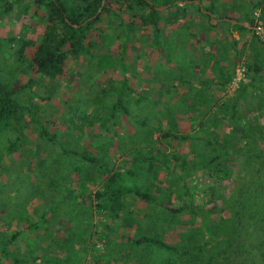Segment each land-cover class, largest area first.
<instances>
[{
    "label": "rangeland",
    "instance_id": "rangeland-1",
    "mask_svg": "<svg viewBox=\"0 0 264 264\" xmlns=\"http://www.w3.org/2000/svg\"><path fill=\"white\" fill-rule=\"evenodd\" d=\"M182 2L175 1L176 4ZM110 3L117 11L116 4ZM162 5L164 7H160ZM168 5H157L156 9L162 10ZM170 13H167L168 17L163 13L157 22L159 37L152 38L150 25L130 23L129 17L120 12L123 28L116 23L115 16L101 12L85 38L87 50L70 54L62 63V72L51 79L22 71L19 62L8 55L7 49L5 60L0 56L1 77L15 75L16 80L12 81L22 82L28 75L32 76L29 85L18 95L44 129L55 135L54 141H44L35 137L32 126H29L24 133L26 137L20 139V146L10 155L0 156V201L5 203H0V230L13 229L19 225L17 222L27 220L19 217L22 211H31V207H56L53 216V211L48 212L46 223H37L36 228L20 235L16 245L9 250L20 259L17 264H209V250L220 248H224L221 255L224 254L227 264H246L245 260L252 251L253 262L264 264L261 263V257H264V244L261 243L264 241V44L253 41L251 32H239L225 23H217L223 18L212 13L209 21L217 24L216 27L206 37L196 39V27L187 21L188 18L197 22L199 15L195 10L190 7L176 13L177 20H172ZM253 13L256 15L258 10L254 9ZM21 15L17 10L0 16V35L24 37L28 42L37 40L41 23L33 28H21L24 20ZM98 26L102 33H99ZM249 28L264 41L261 21ZM228 30L239 38L235 50L225 42ZM250 44L260 56L261 69L255 74L246 72L244 63ZM11 45L16 46L14 42ZM28 48L29 45L24 47L25 54ZM210 60L213 66L209 68ZM241 66L242 71L238 70ZM217 68L221 73L230 70L231 76L213 96L209 95V76ZM252 74V83L246 85L243 95L236 100L235 116L231 118L227 112H219L218 105L232 103L241 82H248ZM236 75L239 78L233 81ZM181 89L184 90L182 95L179 93ZM116 98L121 101V107L110 117L109 106ZM209 101L213 102L214 108L208 112ZM215 102L218 103L214 105ZM225 106L223 109L229 111ZM197 108L205 110V117H219L215 121V116H211L209 124L211 130L216 129V141L225 137V144L232 148L233 153L225 151L227 155L218 157L221 164L231 168L228 178L220 179L214 173L208 175L205 170L186 166L184 157L191 153V143L180 145L188 149L187 153H182L177 151L172 138L152 140L153 131L157 135L160 128H168L173 121L176 127L171 131L183 133L187 138L198 135L197 119H192V116H199ZM176 116L180 120L179 126ZM232 125L242 127L245 133L234 132ZM191 131H194L193 136ZM11 133L7 130L0 132V151ZM248 144L251 147L245 152L250 155L254 151L256 155L249 163L261 165V170L257 171L256 165L246 167L242 161L245 156L239 153L238 147ZM60 146L91 156L101 164L89 171L93 177L88 183L90 192L101 185L104 173L112 166L122 172L126 184L141 185L148 181L152 184V194H158L156 189L175 177L177 181L173 186L177 188L169 196L170 204L179 205L180 200L188 199L187 203L197 210L190 214L187 210L182 212L179 220L185 222L183 228L189 226L195 232L181 240L196 243L200 249L190 248L193 256L185 257L175 250H165L154 244L131 246L127 242L128 236L125 237L127 241L124 240V233L127 231L132 236L138 222L140 231L158 236L166 243L181 244L176 228H182L180 223L167 221L170 216L165 213L150 210L148 204L139 208L138 198L132 195L126 198V210L130 213L123 214L125 222L118 218L106 219L101 225L103 212L94 210L93 224L88 220L89 226L82 232L87 218L78 213L76 200L81 198L84 187H80L76 178L86 170L90 161L71 156L72 152L64 155ZM216 147L212 153L221 151ZM170 152L179 154L178 160L170 159ZM203 155H209V151ZM77 165L76 170L74 166ZM183 183L187 189L184 193ZM229 194L237 195L236 201L226 199ZM159 197L164 201L163 192ZM212 203L223 208L221 216L219 209L215 210V215L210 211L216 222L223 216L230 220L228 208H241L242 217H238V221L243 225L240 232L250 237L240 243V248L209 242L207 209L213 206ZM40 210L36 209L34 214ZM148 213L150 216L157 214L156 225L146 223ZM11 214L17 217L16 221L9 220ZM57 226L62 228L54 236ZM1 264L13 263L4 259Z\"/></svg>",
    "mask_w": 264,
    "mask_h": 264
},
{
    "label": "trees",
    "instance_id": "trees-1",
    "mask_svg": "<svg viewBox=\"0 0 264 264\" xmlns=\"http://www.w3.org/2000/svg\"><path fill=\"white\" fill-rule=\"evenodd\" d=\"M175 1L176 0H103V3L101 4V0H0V16L6 15L8 12L20 10L24 19L21 22V28H33L36 27L39 22L42 25L39 37L35 41L28 42V39L24 37H16L14 35H0V56L5 60V50L7 49L9 50L8 55L14 58V61L17 63L19 62L22 71L24 70L28 74L37 73L40 75V78L51 79L62 72V63L70 54H74L81 49L84 51L87 50L85 38L90 29H93L94 24L99 20L101 12H104L107 16H115L116 23L123 28L124 22L122 21L120 12L125 13L127 17H129L130 23L139 22L140 24L150 25L152 28V38H154L159 37L160 29L157 22L160 18H162L163 13H166L165 16L168 17L167 13H170L171 11L172 13H170V16L172 17V20H177L179 18L176 13L181 11L184 12L190 7L193 8L199 15L196 23L192 21L193 19L187 18V21L191 22L196 27V39L206 37L207 33L216 27L217 24H212L209 21V14L212 13L217 17L223 18L217 23H225V25H228L229 28L236 29L239 32H251L253 41L264 44V41L259 38V35L255 32V30H251V28L238 22L246 21L249 25H257V21L259 20L261 21L264 35V0H198V3L190 0L183 1L180 4H176ZM110 2L116 4L118 8L117 11ZM161 4L169 5L162 10L156 9V6ZM171 8H173V11ZM219 8L221 10H218ZM145 9L146 12L143 11ZM254 9L258 10L256 15L253 13ZM231 19L236 21L230 23ZM183 27L186 28L188 26L184 25ZM98 29L100 30L99 26ZM99 33H102L101 30ZM227 33L228 35L227 37L225 36V42L230 45L231 48L236 49L239 38H235L231 34V30H228ZM123 36L127 37L125 34ZM13 42L16 46L11 45ZM26 45H29V48L25 54L24 47ZM251 46L252 44H250V49L248 50L249 53L246 56L244 63L246 72L252 71V73L255 74L261 69L260 56L259 53L255 51L254 47ZM239 52L240 51H238L237 54H239ZM253 74L249 75L248 82H241L240 88L238 89L239 93L237 96H234V101L232 103H222V105H218L217 108L219 109V112L222 114L223 112H227L228 116L231 118L235 116L236 100L240 95H243L246 85H250L252 83L251 80L254 78ZM220 75L223 78L221 83H225L230 78L231 72L229 70V72L226 73L223 70ZM31 79L32 76L28 75L25 81L16 82L12 81L16 80L15 75L11 78L0 76V132L6 130L12 132L9 136H7V138H5V145L1 148L2 151H0V156H3L4 154L10 155L16 150V148H18V146H20V139L26 137L24 133L29 126H32L31 129L34 130L35 137H41L44 141H54V133H50L44 129L40 120L34 116L30 108L22 102L18 95L19 92L25 90V87L29 85ZM225 104V107H228L229 111L223 109V105ZM119 107H121V101L119 98H116L109 106V111H111L109 112L110 117H113L114 112H116V109H119ZM196 112L200 117H203V119L197 121L198 129L196 131L199 134L195 137H209V140L208 142H204L202 144H197L195 142L191 143L189 145V152L191 153L185 155L184 164L195 169L205 170L208 175H212L214 173L216 177L220 179L228 178L231 173V168H229V166L225 163L221 164L218 161V157L227 155L226 152L230 153L232 148H229L228 145L225 144L227 143L225 137L221 138L220 142L216 141V129L211 130V125L209 124V119H212L215 115H211L212 117L209 115L205 117V110L196 109ZM218 118V115L215 116V121L218 120ZM100 124L103 126L104 122L102 121ZM172 127H176L174 125V121L169 123L168 128H160L156 133L157 135H154L153 131L152 140H156L157 138L158 140H167L169 138H187V135L185 136L183 133H175L174 131H171ZM155 128L158 127L156 126ZM232 128L234 132L239 131V133H245L242 127L232 125ZM217 144L221 151L218 153H212V149L215 148ZM250 147L251 144H248L246 147H238L239 153H242L243 156H245V159L243 158L242 161L245 162L246 167L248 164L256 165L255 163H249L254 161L253 158L256 157V155L253 154L254 151L250 152V155L245 152V150L250 149ZM59 149L64 155H70V152H72L71 156H75L76 158L80 156L90 161V163L86 165L87 168L86 166H83L86 170L81 171L83 172L81 176L76 178L80 182V187H84L81 198L78 199L79 201L76 200L79 207L78 213L83 214L87 218L86 224L81 230L82 232H85V229L89 226L88 220H91V225L93 224L92 214L94 210L96 212H103L102 216H104V221L100 223L101 225L105 224L104 222H106V219L114 220L118 218L120 221H124L123 219H125V216L123 214L127 212L128 214L130 213L126 210V198L129 195H132L148 204V208L150 207V210H157L158 212L165 213L166 216H170V220L167 219V221L174 224L180 223L182 224V228H180V226L176 228L181 241V244L176 243V245L170 242L166 243L158 236H151L152 234L148 235L147 232L140 231L141 224L138 222L137 230L134 227L135 233L132 234V236L127 237L131 246L154 244L161 248L175 250L176 252H179V254L182 253L185 257L193 256V253H191L192 249H200L197 245H195L196 243H191L188 240H186L188 243L184 242L188 235L195 231H193L189 226L186 227L187 230L186 228H183L185 222L179 220L182 212H186L187 210L190 214L196 212L197 210H195L190 203H187L189 201L188 199L186 201L180 200L179 205H172L169 202L170 194L177 188L176 185L173 186V183L177 181L175 177L167 181V183L159 189H156L159 191L158 194H152L150 190L152 184H149L148 181H145L141 185L136 183L133 185L126 184L122 172L112 166L109 171L104 173L101 185L90 192L88 189V183L93 181V177L89 171L93 168V166L98 168L101 164H97L96 159L91 156H87L84 153L80 154L62 146H60ZM208 151L209 155H203L204 152L207 153ZM169 155L171 156L170 159L174 161L178 160L177 158L180 156L174 152H170ZM256 167L257 171L259 169L261 170V165H256ZM78 168V165L74 166V169L77 170ZM184 185V183L181 185L183 193L187 191ZM162 192L164 201H162V198L159 197L162 195ZM235 197H237V195L232 196L229 194L226 196V199L236 201ZM0 203L1 205L5 204L2 201H0ZM38 208L41 209V212L34 214L35 210ZM43 208L44 207H41V205H38L34 208L31 207V211H22L19 219L25 218L27 220L17 222L19 225L13 229L0 230V264L4 259L13 264L19 263L20 259L15 257L13 254H10L9 250L14 246V244L16 245V241L20 235L22 236V234L26 233V231L36 228L37 223H46L47 217L49 219L48 212L50 210L53 211L56 207L54 205H50L44 209ZM231 208L232 209L228 208L229 213L231 212L230 220H228L227 216H223V218H219L217 222L213 220L215 210L219 209L218 213L219 216H221L220 212L223 208H220V206L217 207L213 204V206H210L207 209V212H209V242H216V244H220L224 247L233 246L238 249L240 248V243L244 240L247 241L250 236L247 237V235L240 232V226L242 229L243 225L240 220L238 221V217H242V214L240 213L241 208ZM210 211L214 212V215L211 216ZM149 213L147 214L149 218L146 223L149 222L150 225H156L158 221L157 214L150 216ZM53 215L54 211L52 216ZM11 219H15L16 221L17 217H15L14 214H11V216H9V220ZM121 223L124 224L123 222ZM46 226H44V228ZM143 227L147 229L145 224H143ZM61 228L62 227L57 226L55 231H52L55 233L54 236H56V231ZM46 229H48V226ZM102 237L106 238V236ZM261 243L264 244V241ZM223 250L224 248L209 250V264H211L212 261H214L213 264H227L225 262L224 254L221 255ZM252 253L253 251L251 252L250 257H248V260H245L246 264H255L253 262L254 256ZM261 258L263 260L261 263H264V257Z\"/></svg>",
    "mask_w": 264,
    "mask_h": 264
},
{
    "label": "crops",
    "instance_id": "crops-1",
    "mask_svg": "<svg viewBox=\"0 0 264 264\" xmlns=\"http://www.w3.org/2000/svg\"><path fill=\"white\" fill-rule=\"evenodd\" d=\"M235 38H237V36H235ZM211 60L209 61V68L210 67H212L213 65H211ZM218 68H220V67H218ZM214 69L215 70V73H212L211 74V76H209V95H211V94H213V96H215V95H217V93H218V91L221 89V87H222V85H223V83H221L222 81H223V78L221 77V75H220V69ZM229 72V71H228ZM213 75H214V77H213ZM211 88H214V89H211ZM210 89H211V91H210ZM179 93H180V95H182L183 93H184V90L183 89H181L180 91H179ZM212 103L213 102H210L209 101V109L207 110L208 112L209 111H211L212 110V108H214V106H212ZM216 103H218V102H215V104L214 105H216ZM201 108H203L202 106H201ZM198 109V108H197ZM207 112V113H208ZM189 113V112H188ZM193 118H195V119H197V121L198 120H201L200 119V117L198 116V117H194V116H192V119ZM179 119H178V117L176 116V123H178L177 125L179 126ZM177 126V128L179 129V127ZM180 131V130H179ZM182 132V131H181ZM192 132V131H191ZM194 132V131H193ZM191 133V135L193 136V134L194 133ZM171 140H175L174 142V144H175V146H176V148L178 149L177 151L178 152H182V153H187L188 152V149L186 148V147H180V145H182V144H185V145H187L188 144V142L189 143H197V144H202V143H204V142H208V140H209V137H189V138H187V140L186 139H178L177 140V138H172ZM137 203H138V206H139V208H142L143 207V205H145L146 203L144 202V201H142V200H140V199H138V201H137ZM136 204V203H135ZM142 217V216H141ZM124 240L125 241H127V239L125 238L126 236H131V234L129 233V232H125L124 233ZM128 242V241H127ZM126 242V243H127ZM137 246V245H136ZM139 246V245H138ZM165 250H169V249H165Z\"/></svg>",
    "mask_w": 264,
    "mask_h": 264
},
{
    "label": "water",
    "instance_id": "water-1",
    "mask_svg": "<svg viewBox=\"0 0 264 264\" xmlns=\"http://www.w3.org/2000/svg\"><path fill=\"white\" fill-rule=\"evenodd\" d=\"M102 1L103 0H101V4H102ZM182 1H185V0H182ZM195 2H197V0H194ZM160 7H164V5H162V6H160ZM157 8V7H156ZM203 11H205V10H203ZM236 20H234V19H231V22L233 23V22H235ZM239 23H242L243 25H245V26H247V27H250V25L246 22V21H238Z\"/></svg>",
    "mask_w": 264,
    "mask_h": 264
},
{
    "label": "built area",
    "instance_id": "built-area-1",
    "mask_svg": "<svg viewBox=\"0 0 264 264\" xmlns=\"http://www.w3.org/2000/svg\"><path fill=\"white\" fill-rule=\"evenodd\" d=\"M238 70H243V66H241ZM238 78H239V76L238 75H236L235 77H233V81L235 80V79H237L238 80Z\"/></svg>",
    "mask_w": 264,
    "mask_h": 264
}]
</instances>
